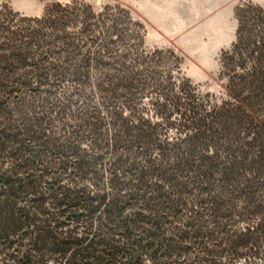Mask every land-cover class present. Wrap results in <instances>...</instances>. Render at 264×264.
Masks as SVG:
<instances>
[{
  "label": "trees",
  "instance_id": "1",
  "mask_svg": "<svg viewBox=\"0 0 264 264\" xmlns=\"http://www.w3.org/2000/svg\"><path fill=\"white\" fill-rule=\"evenodd\" d=\"M121 13L0 29V264H264V9H237L219 103Z\"/></svg>",
  "mask_w": 264,
  "mask_h": 264
},
{
  "label": "rangeland",
  "instance_id": "2",
  "mask_svg": "<svg viewBox=\"0 0 264 264\" xmlns=\"http://www.w3.org/2000/svg\"><path fill=\"white\" fill-rule=\"evenodd\" d=\"M58 3L90 6L97 14L127 11L139 24L133 28L143 36L144 51H167L163 56L171 58L159 69L163 77L170 72L178 83L188 81L201 97L214 103L226 99L221 55L237 40V9L245 4L264 9V0H0V29L40 18ZM151 100L149 96L143 101L148 118L154 115ZM176 136L173 129L170 137Z\"/></svg>",
  "mask_w": 264,
  "mask_h": 264
}]
</instances>
